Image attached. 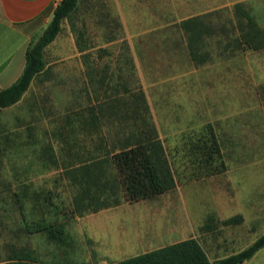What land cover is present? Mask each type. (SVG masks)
I'll list each match as a JSON object with an SVG mask.
<instances>
[{"label":"rangeland","instance_id":"rangeland-1","mask_svg":"<svg viewBox=\"0 0 264 264\" xmlns=\"http://www.w3.org/2000/svg\"><path fill=\"white\" fill-rule=\"evenodd\" d=\"M237 3L264 28V0L82 1L46 48L44 73L20 103L0 110V263L21 254L39 264H115L156 249L161 220L169 230L164 245L192 231L206 234L215 258L238 253L264 234V50L227 48L237 37ZM194 16H204L214 30L205 41L211 60L202 66L190 61L186 36L177 27ZM77 37L88 62L81 59ZM126 44L127 52L120 49ZM131 58L133 67L126 61ZM206 124L218 137L226 170L187 180L176 153L180 137ZM152 127L174 158L177 189L151 201L123 202L99 220L103 239L131 238L132 247L141 239L145 249L112 256L106 244L87 236L58 246L30 232L41 219L71 220L70 231L83 229L68 214L76 187L66 170L134 144ZM48 147L55 164L45 157ZM187 214L185 233L173 235L172 224ZM238 216L239 223L220 224ZM209 218L213 229L200 231Z\"/></svg>","mask_w":264,"mask_h":264},{"label":"trees","instance_id":"trees-1","mask_svg":"<svg viewBox=\"0 0 264 264\" xmlns=\"http://www.w3.org/2000/svg\"><path fill=\"white\" fill-rule=\"evenodd\" d=\"M80 0H61L54 9L53 16L42 34L32 40L25 53V66L18 80L10 87L0 90V110L14 106L21 101L30 88L32 81L46 69L45 50L62 30L64 21H68L78 10ZM233 16L237 20V37L227 45L235 50L258 52L264 50V28H262L242 4L233 6ZM204 16H194L181 20L177 27L186 36V47L190 61L201 66L211 60L205 48V41L214 33L213 28L204 20ZM81 59L89 61L86 49L75 39ZM127 52V49H125ZM128 65L133 67L131 59ZM138 96L145 109V98L140 88ZM179 163L188 169L187 180H199L225 172V164L218 137L211 124L189 131L180 137ZM2 149L0 147V158ZM45 157L55 164L52 148L45 150ZM176 161V160H175ZM111 166V172L107 166ZM174 158L169 156L163 142L150 128L132 145L122 147L105 158L92 160L79 167L66 170L76 194L72 198V213L82 217L85 213H95L120 205L121 196L128 203L153 200L156 197L174 191L178 186ZM121 195V196H120ZM212 219H208L200 231L212 230ZM241 216L221 221L223 226L239 223ZM32 233L44 234L48 241L58 246H71L73 240L61 223H50L44 219L32 223ZM29 232V233H30ZM264 247V234L246 249L223 259L210 262L206 252L197 239L174 243L150 252L118 261L115 264H242L252 258ZM0 264H39L29 255L16 254ZM112 264V263H110Z\"/></svg>","mask_w":264,"mask_h":264},{"label":"crops","instance_id":"crops-1","mask_svg":"<svg viewBox=\"0 0 264 264\" xmlns=\"http://www.w3.org/2000/svg\"><path fill=\"white\" fill-rule=\"evenodd\" d=\"M82 1L83 0H80L78 10H79V7ZM60 2L61 0H0V90L10 87L13 83H15L18 80L25 66V53H26L29 43L42 34V32L48 26V24L50 23L52 19L54 9L60 4ZM121 48L123 51H125V49H127V51L130 49L129 45L127 44L120 47V49ZM186 50H187V47H186ZM131 61H132V64L134 65V59L131 58ZM32 83H31V86H32ZM30 88L23 95L22 99L29 92ZM144 98H145V105H146L145 110L147 112L148 104L146 101L145 94H144ZM21 101H19L18 103H20ZM17 104H15L14 106H16ZM14 106H11V107H14ZM123 200L124 199L121 198V203L118 206L110 207L107 209H101L95 213H88L90 215H93L91 217L87 213L83 214L82 217L75 216L74 217L76 219L75 222L79 224L77 226H80V224L82 223V227H83V229L80 228L78 233L76 232L74 233L68 229V224L70 223L71 220L65 221L61 224L65 226L66 230L71 235L73 240H74V237L76 240V237L78 234L82 236H87L89 239H91L94 242H100L102 244H106L107 248H104V249L106 250L108 249L107 252H111V254L114 253L112 256L116 255L115 253L119 254L127 249L136 250L137 248L141 246L145 249L147 247V242H144L141 239H139V244H136L135 247H132L131 238L130 240L126 241L125 239H123V237L117 236L116 239L107 241V239H103V237L101 236L102 234H101V230L99 227L102 226L103 223L99 221L100 217L106 214L110 215V213H112L111 211L124 206L125 204H123V202L126 203L127 205L128 202H126L125 200L123 201ZM142 201H151V200H142ZM136 203H128V204H136ZM187 206H188L187 204H183L185 211H186ZM68 214L69 216H72L73 215L72 210H68ZM184 216L185 217L181 219L179 216L178 225L172 224L171 233L173 235L174 234L179 235V234L185 233L184 231L185 226L183 225V223H185L186 221L189 222L190 216L189 214L184 215ZM172 217H174V215H172ZM163 221L164 220H161L158 223L156 236H155V243H154L157 246L156 249L162 248V247L174 244V243H178V242L187 240L189 238H193V239L198 240V242L200 243V245L206 252V255L211 263L225 258V257L215 258L213 255L214 249H211L212 246H207L206 244L209 242V238L205 236L206 234L194 235V231H192L193 234L191 235L188 234V236L184 239H181L177 242H174L168 245H164L163 244L165 240L164 235L168 234L169 230L166 229V232H165ZM158 228H159V231H158ZM38 234H41V233H38ZM204 236L206 240H202L204 239ZM209 252L212 255H210ZM242 264H264V247H262L259 251H257L256 254L252 258H250L249 260L245 261Z\"/></svg>","mask_w":264,"mask_h":264}]
</instances>
